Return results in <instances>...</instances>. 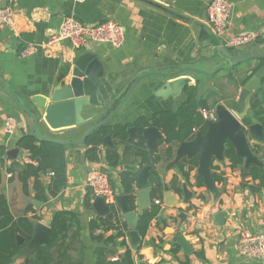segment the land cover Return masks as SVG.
Returning <instances> with one entry per match:
<instances>
[{
    "label": "crops",
    "instance_id": "obj_1",
    "mask_svg": "<svg viewBox=\"0 0 264 264\" xmlns=\"http://www.w3.org/2000/svg\"><path fill=\"white\" fill-rule=\"evenodd\" d=\"M227 1L231 6L228 34L255 32L256 39L252 46L244 51H264V0ZM208 2L209 0H0V7L10 6L15 14L13 29L0 27V85L15 94L26 108L39 117L40 122L36 128L38 134L60 140L78 139L100 119V115L105 116L112 111L138 75L149 71L169 72L183 65H194L207 71L214 69L221 59L216 49L219 42L217 43L218 39L212 32L206 14ZM177 15L193 19L200 25ZM67 16L75 17L86 25L108 19L116 20L124 26V44L115 48L104 42L91 41L88 47L77 51L70 49L66 41L52 47L46 46L49 34ZM21 33L34 35V52L28 56L18 51ZM83 53L95 55L102 67L103 73L98 86L101 105L96 107L88 104L82 107L81 116L85 120L83 124L71 130H53L41 122L43 111L32 98L37 95L48 97L57 87L68 85L75 61ZM255 60L259 59L250 60V64L244 61L236 68H232V64L227 65L208 79L196 75L189 85H198L199 96L207 90L215 93L217 101L211 110L216 117L217 104L227 109L232 108L243 86L245 75L250 76L252 73ZM254 74L261 79L264 76V64ZM228 75L233 80H228ZM166 81L160 77L142 80L109 124H125L140 116L151 117L157 111L176 108L185 99L186 86L182 88L175 85L166 91ZM223 83L225 86L230 84L229 87L232 88L227 97L220 96L215 89L216 84ZM7 116H13L18 121L13 135L4 131V120ZM32 123V118L21 111L9 95L0 90V145L6 148L0 193L5 196L15 217L25 214L34 219V224L50 226L47 222L51 221L57 210L77 213L82 226V238L87 245L85 264H93L90 250L96 244L89 238L88 220L97 214L94 213L92 204L91 210L84 205V199L90 190L85 185L88 172L94 168L107 172L111 185L120 195L126 194L119 181L120 172L132 170L136 174L145 165L141 167L137 160L133 164L120 161L115 167L109 166L104 156L107 146H100V158L92 162L86 158L87 148L84 145H68L65 151V185L57 196L50 197L45 202L40 201L34 197V178L28 179L27 193H24L18 178V165H14L15 162L28 161L25 151L16 146V141L23 133L29 132ZM250 143L251 149L254 145L259 146L258 153L253 150L252 152L262 164L258 167L264 169V143ZM178 145L179 143L174 145L172 156L168 157L167 145L156 140L152 156L157 155L160 160L154 165L153 171L149 167L148 175L155 177L157 182L148 185L150 190L147 194L150 196L152 189L161 184L164 187L162 204L145 234H139L141 242L138 249H131L135 264L140 260L146 264H263L257 259L240 255L237 242L242 230L258 233L264 229V189L253 191L250 186L257 181L242 176L241 168L245 169L243 163L232 168L224 156L223 159L214 158L211 162V165L217 166L215 172L222 178L219 182L214 180L216 195L213 196L198 173V162L193 166L187 180L180 175L178 164L181 160L173 163ZM117 147L121 154L124 145ZM12 148L18 149L20 159L7 155V151ZM8 167H12V170L8 171ZM173 176L177 177L179 193L170 186ZM198 176L202 179L201 185L197 184ZM40 179L47 185L46 175ZM133 187L134 209L130 208L129 196L126 202H117L114 205V210L121 218L125 213L123 207L128 211H137L139 208V188L135 182ZM166 191L171 193L174 200L171 205L164 201ZM92 201L91 199V203ZM152 203L154 199L150 196V205ZM181 213L185 214L183 220L180 218ZM189 215L194 219L186 220ZM123 221L127 230L126 221ZM110 233L112 231L106 234ZM179 235L191 245L190 253H185L177 242L176 237ZM49 237L45 234L34 235V239L14 256L11 264H19L33 255L38 246L48 243ZM177 246L178 251L174 253ZM116 252L118 253L114 257L122 249Z\"/></svg>",
    "mask_w": 264,
    "mask_h": 264
},
{
    "label": "trees",
    "instance_id": "obj_2",
    "mask_svg": "<svg viewBox=\"0 0 264 264\" xmlns=\"http://www.w3.org/2000/svg\"><path fill=\"white\" fill-rule=\"evenodd\" d=\"M34 35L32 33H21L19 35L21 52L29 44H32ZM252 61V60H251ZM250 60L246 61L250 64ZM241 63H233L232 68L238 67ZM264 64V59L255 60V66L251 69L254 74ZM220 72V71H219ZM218 72V73H219ZM250 73V72H249ZM249 74L245 75L246 79ZM228 80L233 78L228 75ZM185 99L174 109L160 110L151 117L140 116L125 124H105L94 130L85 140L86 158L89 161H98L100 158V146L105 136H110L113 145L105 148L104 156L109 166L115 167L120 161L133 164L139 160V164H149L152 171L159 156H153L150 160L146 149L144 138L141 136L145 127L154 126L163 134L161 143L167 145V156L171 157L175 144L189 141L194 138L197 132L205 133L207 130L206 120L203 118L201 110L211 109L216 104L215 93L207 90L203 95H198V85H187L184 89ZM250 115L243 119L245 125L253 121L259 122L264 135V76L261 77V86L250 101ZM132 127L135 137L129 138L128 128ZM123 144L124 148L120 154L118 145ZM16 146L25 151L28 161L15 162L18 165V178L22 183L24 193H27V181L34 178V197L40 201H47L50 197L57 196L65 185L66 181V146L42 141L36 144V139L27 133H23L16 141ZM253 152L258 153L259 146L254 145ZM264 152V148H263ZM6 157L5 146L0 145V182L1 170L4 167ZM128 157V158H127ZM225 158L230 166L238 167L242 165V159L236 155L233 146L226 141ZM197 164L196 159H183L178 164L180 175L184 179L189 178V173L193 166ZM212 174L215 181H220V174L216 173V165H211ZM242 176L250 177L257 181L250 188L253 191L264 189V169L256 165H249L247 169L241 168ZM8 171L12 167L7 168ZM151 171V170H150ZM51 173V174H50ZM48 177L47 185L40 177ZM135 172L124 170L119 174V181L122 191L129 196L130 208H135V196L133 194V177ZM177 177L173 176L170 182L171 188L175 192H180L177 184ZM197 184H202V179L198 176ZM164 187L157 184L151 191L152 199L162 201ZM91 191L84 199V205L91 210ZM160 207L152 203L139 216L137 230L140 235H144L151 220L156 217ZM183 220L185 214L181 213ZM34 219L25 214L14 216L7 203L5 196L0 193V264H11L15 255L19 254L26 244L31 240L33 234ZM99 231V233H96ZM112 231L110 234L107 232ZM89 238L96 244L91 248L93 264H135L134 252L129 247L126 240V225L115 211L113 218L93 215L88 220ZM17 236L23 238L22 242L17 241ZM178 246L174 253L178 251ZM118 249H122L116 257ZM87 245L82 238V226L79 215L73 211L57 210L53 213L50 221V239L47 244L37 247L33 255L25 258L19 264H85Z\"/></svg>",
    "mask_w": 264,
    "mask_h": 264
},
{
    "label": "water",
    "instance_id": "obj_3",
    "mask_svg": "<svg viewBox=\"0 0 264 264\" xmlns=\"http://www.w3.org/2000/svg\"><path fill=\"white\" fill-rule=\"evenodd\" d=\"M178 17L187 20L193 24L200 25L197 21L186 18L182 15ZM218 43V41H217ZM253 43V42H252ZM252 43L244 45L241 48L234 50L228 49L223 44L218 43L216 49L221 61L212 69L207 71L200 69L194 65H183L175 70L169 72L149 71L138 75L129 85L123 96L117 102L115 107L106 114L103 118L91 125L83 135L74 140H60L42 136L36 132L39 117L31 110L26 108L19 98L11 91L0 85V90L4 91L15 102L21 111L32 118V126L29 128V134L36 139V144L39 145L42 141L53 142L61 145H84L86 138L97 128L108 124L113 119L115 114L120 110L125 101L130 97L137 85L148 77H160L167 80L164 89L172 86H187L190 84L192 78L196 75L212 76L219 72L227 65L233 63L244 62L253 59H264V51L249 52L244 51L245 48L252 46ZM102 67L95 55L91 53H83L75 61L72 71V78L65 87H57L48 97L34 96L32 99L35 104L43 111L41 122L53 130L69 129L77 127L85 122L81 116V110L84 105L100 106L101 103L98 98V86L100 84V77L102 76ZM170 80V81H168ZM261 86V79L255 74H251L245 80L243 86L239 90L238 98L231 109L225 108L221 104H217L215 108L216 120H206L207 130L205 133L197 132L193 139L189 141L180 142L176 149V157L173 163L182 161L183 159H190L195 157L198 162V173L203 179L204 185L211 191L212 195H216V187L211 173V162L215 159H223L225 156L226 141L233 146L236 155L240 156L245 169L249 165L262 166L261 162L253 154L251 143H264V135L261 124L259 122H251L248 125L242 123V120L248 116L250 110L251 98L256 94ZM129 138L135 137V131L132 127L128 128ZM144 138L145 145L148 148L150 160L153 158V150L156 140L163 141V134L154 126L145 127L141 133ZM113 145L110 136H105L102 139L101 146L106 147ZM17 148H12L7 151V155L12 158H21L18 154ZM150 165L147 164L136 173L133 180L139 188L137 194L139 196L137 211H128L123 207L125 213L122 218L126 221V239L129 247L132 250H137L141 242L139 232L137 230V222L139 216L150 205V196L147 194L150 186L157 182V179L148 175ZM150 185V186H148ZM148 186V187H147ZM146 187V188H145ZM128 195H116L117 202H126ZM164 201L167 205H171L174 200L169 191L164 193ZM94 213L99 216H105L109 219L113 218V211L104 203L101 197H95L92 201ZM50 221L47 222L49 224ZM49 235L50 226L42 223H36L33 226L34 235ZM50 239V237H49ZM49 239L47 242H49ZM177 242L182 247L185 253H190L191 245L186 242L182 235L176 237ZM17 241L20 243L23 238L17 236ZM29 241V242H30ZM46 242V243H47ZM137 264H146L144 261H138Z\"/></svg>",
    "mask_w": 264,
    "mask_h": 264
},
{
    "label": "built area",
    "instance_id": "obj_4",
    "mask_svg": "<svg viewBox=\"0 0 264 264\" xmlns=\"http://www.w3.org/2000/svg\"><path fill=\"white\" fill-rule=\"evenodd\" d=\"M83 1V0H72ZM206 14L211 29L220 44L234 50L252 43L256 39L255 32L228 34L230 25L231 6L227 0H209ZM14 11L10 6L0 7V27H15ZM61 41H66L72 50H80L90 45L91 41L104 42L111 47H121L125 41L124 26L116 20H103L93 25H86L75 17H63L57 28L49 34L46 46L52 47ZM34 52V47L29 44L21 51L28 56ZM205 120H215V114L211 109L201 110ZM18 127V121L13 116H7L4 120V131L13 135ZM51 174V173H50ZM85 185L90 189L92 200L101 197L112 211H115L117 191L111 185L107 172L100 169H91L86 178ZM154 204L161 205L162 201L154 199ZM116 212V211H115ZM194 219L192 215L186 216V220ZM238 252L242 256L251 257L264 264V229L258 233L240 231L237 242Z\"/></svg>",
    "mask_w": 264,
    "mask_h": 264
},
{
    "label": "rangeland",
    "instance_id": "obj_5",
    "mask_svg": "<svg viewBox=\"0 0 264 264\" xmlns=\"http://www.w3.org/2000/svg\"><path fill=\"white\" fill-rule=\"evenodd\" d=\"M215 75V74H214ZM214 75H212V76H203V75H200V77L201 78H205V79H208V78H210V77H213ZM216 80H218V78H216ZM214 81H215V79H214ZM223 81V80H222ZM211 83V82H210ZM212 83H213V80H212ZM217 83H219V81H217ZM208 85H209V82L207 83ZM229 86H230V84H228ZM213 86V85H212ZM212 86H210V87H212ZM229 86H225V83H223V84H216V87H215V85H214V87H215V89H217L218 91H219V94H220V96H224V97H227V95L229 94V93H231V91H232V88H230ZM101 117H100V119L101 118H103L104 116H102V115H100ZM99 119V120H100ZM97 122V121H96ZM95 122V123H96Z\"/></svg>",
    "mask_w": 264,
    "mask_h": 264
},
{
    "label": "flooded vegetation",
    "instance_id": "obj_6",
    "mask_svg": "<svg viewBox=\"0 0 264 264\" xmlns=\"http://www.w3.org/2000/svg\"><path fill=\"white\" fill-rule=\"evenodd\" d=\"M252 73H250V75H251ZM250 77V76H249ZM242 122H243V120H242Z\"/></svg>",
    "mask_w": 264,
    "mask_h": 264
}]
</instances>
